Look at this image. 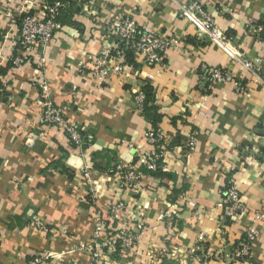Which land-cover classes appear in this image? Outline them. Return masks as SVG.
I'll return each mask as SVG.
<instances>
[{"label":"crops","instance_id":"obj_1","mask_svg":"<svg viewBox=\"0 0 264 264\" xmlns=\"http://www.w3.org/2000/svg\"><path fill=\"white\" fill-rule=\"evenodd\" d=\"M56 2L64 1L0 0V74L10 79L0 103V264H91L80 246L96 215L104 219V239L116 227L142 236L107 264H240L236 254L252 228L258 236L246 261L264 264V0H208L216 42L181 9L183 0H75L51 42L21 50L25 63L15 72L21 14L43 18ZM117 14L169 36L173 46L157 66L132 56L103 85L92 58L109 48L105 28ZM203 65L228 71L244 92L209 84ZM43 86L90 134L89 147L75 148L62 130L41 125ZM144 87L154 98L145 115L133 103ZM155 116L166 138V174L175 179L153 177L133 198L117 187L118 167L143 172V157L154 151L148 134ZM231 182L248 211L227 222L222 198ZM119 201L128 210L109 220ZM33 215L48 233L32 226Z\"/></svg>","mask_w":264,"mask_h":264},{"label":"built area","instance_id":"obj_2","mask_svg":"<svg viewBox=\"0 0 264 264\" xmlns=\"http://www.w3.org/2000/svg\"><path fill=\"white\" fill-rule=\"evenodd\" d=\"M75 0L65 2H56L51 8H48L47 14L43 18L35 17L29 13L21 14V26L16 46L19 47L17 56L12 60V69L16 72L24 65L25 59L22 54L30 44L38 43L46 45L51 42L56 34L63 28L59 21V16L70 9ZM208 0H183L181 9L188 14L202 30L206 39L216 42L219 41L218 27L214 18L207 9ZM105 32L110 39V46L105 51L92 58V73L99 79L103 85L110 82L112 74H122L129 66L132 56L138 54L142 58V63L146 67L157 66L162 63L163 56L173 46V41L169 36L158 34L148 25L139 27L134 20L125 18L122 15H115L111 22L105 28ZM184 39V38H183ZM111 62H114L113 66ZM253 68L258 73L260 68L254 64ZM203 78L211 85L231 84L238 94L244 92V87L228 71L215 66H202ZM10 79L7 75L0 74V103L6 93ZM44 87V86H43ZM147 87H144L133 99L135 110L141 114L144 113L147 102ZM43 90L46 91L45 87ZM40 123L46 128H55L62 130L70 143L75 148L89 147L92 142L90 134H86L82 129L71 123L66 117L65 112L59 108L50 93L43 96ZM199 133L194 132L188 137L190 150H194L198 142ZM148 140L154 146L151 154L144 156V169L148 172L158 173L167 172L166 163V138L160 130L153 129L148 134ZM131 146H129L130 148ZM117 187L122 192L131 194L134 198L140 194L147 180L151 177L144 174L137 165L118 167ZM87 182L91 184L89 171L86 170ZM94 193V191H92ZM128 210V205L122 201L114 203L110 207L108 215L109 220H115L116 217L124 214ZM248 208L242 200L241 193L238 191L234 182L229 183L222 198V217L225 221L231 222L234 219L246 214ZM264 222V217L261 216ZM31 224L39 231L48 233V225L38 216L33 215ZM106 226L104 219L99 215L94 218V230L91 238L80 246L84 252L91 256V264H107L108 256L115 254L118 249L123 253L132 252L136 244L142 239L138 233H134L125 227H116L113 235L104 239ZM258 236L255 229H250L245 233V241L237 251L236 256L240 259V264H252L246 261L247 257L251 259V245ZM190 255L196 258V250H190ZM45 260L35 259L30 264H45Z\"/></svg>","mask_w":264,"mask_h":264},{"label":"trees","instance_id":"obj_3","mask_svg":"<svg viewBox=\"0 0 264 264\" xmlns=\"http://www.w3.org/2000/svg\"><path fill=\"white\" fill-rule=\"evenodd\" d=\"M60 1H67V0H60ZM59 21L63 24L65 21H66V18L62 15V14H60V16H59ZM20 26H21V21H20ZM146 90V94H147V102H146V105H145V109H144V115L148 112V111H152V110H154V103H153V100H154V98H153V92H152V90L150 89V88H147V89H145ZM152 123H153V125H154V128H156V130H158L157 128H158V126H157V124H158V121H157V117L155 116L154 118H153V120H152ZM143 173L144 174H146V175H148V176H150L151 178H153V177H157V178H159V179H162V180H164L165 179V177H169L170 178V180L172 179V180H174L175 179V177L174 176H172L171 174H166L167 172H158V173H152V172H148V171H146L145 169H143Z\"/></svg>","mask_w":264,"mask_h":264}]
</instances>
